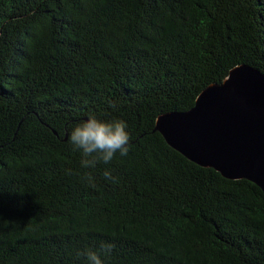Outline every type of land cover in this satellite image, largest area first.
I'll return each mask as SVG.
<instances>
[{"label":"trees","instance_id":"1","mask_svg":"<svg viewBox=\"0 0 264 264\" xmlns=\"http://www.w3.org/2000/svg\"><path fill=\"white\" fill-rule=\"evenodd\" d=\"M239 65L264 75V0H0V264H84L101 242L104 264H264L261 190L155 129ZM89 116L126 122L127 156L80 166Z\"/></svg>","mask_w":264,"mask_h":264},{"label":"water","instance_id":"2","mask_svg":"<svg viewBox=\"0 0 264 264\" xmlns=\"http://www.w3.org/2000/svg\"><path fill=\"white\" fill-rule=\"evenodd\" d=\"M155 129L188 161L264 196V75L239 65L202 90L187 111L159 115Z\"/></svg>","mask_w":264,"mask_h":264},{"label":"clouds","instance_id":"3","mask_svg":"<svg viewBox=\"0 0 264 264\" xmlns=\"http://www.w3.org/2000/svg\"><path fill=\"white\" fill-rule=\"evenodd\" d=\"M111 107L114 108L115 105ZM126 128V122L123 120L117 119L109 122L89 116L71 129L68 142L72 151L80 154L82 168H95L101 163L110 164L117 153L121 157L127 156L129 134ZM102 175L105 180L116 182L110 170L106 169ZM82 179H86L90 186H94V177L90 173H85ZM113 248V244L101 242L98 251L85 249L79 255L84 258V264H104L101 257L111 255Z\"/></svg>","mask_w":264,"mask_h":264}]
</instances>
